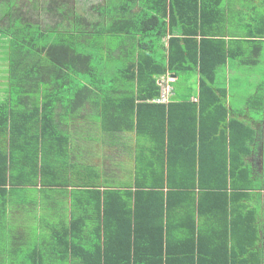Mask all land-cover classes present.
<instances>
[{
  "label": "trees",
  "instance_id": "obj_1",
  "mask_svg": "<svg viewBox=\"0 0 264 264\" xmlns=\"http://www.w3.org/2000/svg\"><path fill=\"white\" fill-rule=\"evenodd\" d=\"M31 1L5 0L0 10L14 95L0 111V136L8 142L0 157V215L28 212L39 202L40 214L65 215L44 229L53 232L50 264L181 262L187 248L200 254L195 217L207 203L217 211L226 205L228 213L240 197L242 211L257 214L250 203L260 198L258 180L246 162L256 134L231 118L218 75L232 62L264 65V4L251 13L254 25L240 30L229 21L232 0H83L81 12L78 0ZM166 73L176 78V91L156 104L157 81ZM177 105L188 119L175 124ZM84 108L101 117L100 133L133 131L146 140L133 156L132 175L122 179L127 183L105 182L96 166L71 163L73 137L88 133L75 126ZM245 109L264 117V72ZM113 114L117 124L107 130L103 118ZM15 141L18 174L9 172ZM23 188L34 190L30 201L14 202L11 192ZM245 235L247 252L257 235ZM224 246L230 250L228 234Z\"/></svg>",
  "mask_w": 264,
  "mask_h": 264
},
{
  "label": "crops",
  "instance_id": "obj_2",
  "mask_svg": "<svg viewBox=\"0 0 264 264\" xmlns=\"http://www.w3.org/2000/svg\"><path fill=\"white\" fill-rule=\"evenodd\" d=\"M261 4H264V0H262ZM245 12V10L241 11V15H244ZM253 19L254 16L250 14L247 19L239 22L238 26L235 25L236 29L243 30L245 27H248L249 24L254 25V23H252ZM261 23L262 20L259 21V26ZM1 29L0 25V111H3L7 105H13V97H11L12 94L10 93L8 83L10 50L9 47H7V40L5 39ZM229 67L226 68L227 71L229 70ZM174 90L176 91L175 88ZM226 90L227 96L225 105L230 109L231 118H235L250 125L256 134V141L251 146V155L246 158V162L256 180H258L255 181L254 184L258 187L256 194L260 198H255L252 203H250V207L255 208L257 214L250 215L243 212L241 209L243 203L241 202L242 198L240 197L235 198L229 204L228 213L224 212L226 205H221L220 209L217 211L211 208L210 203H207L206 205L209 209H203L202 214L199 217H195L196 227L199 230L198 253L200 254L195 256L196 254L193 252L194 249L187 248L185 251L186 257L182 259L181 262L175 261L170 264H195V262L197 264H264V117L258 118L255 115H252L250 111L245 109V106H242L241 108L233 107L231 103H228V89ZM172 97H170L169 100H171ZM191 100L195 102L197 97L192 95ZM181 108L182 106L178 105L171 108L172 112L170 118L175 124L176 122L183 121V119H188L187 113L181 114ZM94 111L95 110L84 108L81 115L75 122V126L88 128V133L81 135L83 132V130H81L80 135L73 137V146H70V158L72 159L71 163L73 166L80 167L81 163L79 161L86 163L87 160L93 156H95V158L105 156L108 163L111 162V160L113 161V165L110 163L111 169L117 167L120 168V170L119 172H113V170L108 172V165L105 161H103L100 165H94L96 168L102 170L100 172L98 169L100 174H102V172L104 176L111 174V177H113V174H119L118 177H115L120 180L126 178V176H131L133 171L131 173H123L121 171V169H123V161L127 162L131 160L130 157H133L136 154L135 150L139 149V152L142 151L139 148V145L143 140L141 141V139L137 138L133 131L122 132L115 138L113 133L110 135L100 133L97 126L99 125L101 117ZM103 124L106 126L107 130H111L113 126L117 124L114 114L107 119L103 118ZM4 139L5 137H3V135L2 137L0 136V157L4 151H8V142H4ZM96 142L99 143V145L96 144ZM16 143L17 141L14 142L15 147L13 149V153L15 155L13 160L15 163H13L11 171H9L13 174H18L23 170L22 166L18 165L16 162L18 159L17 156L20 155L18 154L19 150L16 147ZM4 144L6 145L5 147H3ZM19 144H22V140ZM20 149L23 150L25 154H28V151L33 152L32 148L24 150L20 146ZM82 149L85 150L84 153H88L89 155H84ZM91 149L94 151H90ZM114 152L121 155V159L119 161H114ZM99 153H101V155H99ZM126 154H129L130 157L127 156V158H125ZM77 155L78 157L79 155H82L81 159L77 158ZM110 155L112 156L111 158L109 157ZM67 176L69 177L68 173ZM111 177H108L107 181L113 180ZM14 191V193L11 192V195L13 194L11 198L14 202H17L18 196L30 201L28 199V196H30L29 193L34 190L30 188H23L19 189L18 193L17 190ZM55 201L57 203L60 202L58 200ZM63 202L65 201H62V203ZM67 206L69 207V203H66V205L63 204L65 212L67 211ZM25 211H21V213L16 212V214L10 218L0 215V264H50L48 257L51 254L50 247L52 242L50 236L53 232L44 229L50 225V218L54 223L59 219L65 220L66 216L62 215L60 217H54L50 215L48 217L40 214L39 211L33 212L32 208H30L28 212L27 210ZM69 217L70 216H68V218ZM137 221L139 236L140 238H143L146 234L145 228L142 227L145 222V218L140 217ZM187 222L190 226L189 222H191V220H187ZM173 224H175V222H173ZM171 229L173 230L172 226ZM248 230H251L254 232V235L257 236H255L256 242L254 247L246 252L244 251L243 242L247 240L245 232ZM227 234L231 244V247H228L230 250L224 246V242L227 241ZM243 254H245V257Z\"/></svg>",
  "mask_w": 264,
  "mask_h": 264
},
{
  "label": "rangeland",
  "instance_id": "obj_3",
  "mask_svg": "<svg viewBox=\"0 0 264 264\" xmlns=\"http://www.w3.org/2000/svg\"><path fill=\"white\" fill-rule=\"evenodd\" d=\"M6 1L7 2L9 1V3L12 5L17 4V2L16 3L14 2V0H6ZM78 1L79 2L77 4V9L79 12H81V5L85 1H83V0H78ZM98 1H101V0H91L90 3L93 4V3H96ZM232 1H233V4L230 5L229 7H227V9L229 10L228 11V15L230 17L229 21L232 22V19L234 18L235 22L233 24L237 25V26H238L239 22H242V20L247 19L251 13H253V15H257L263 10V7L261 5L262 0H232ZM4 2H5V0H0V8H2L0 10H5V9H3V7L5 8V5H3ZM31 2H34V0H32ZM245 4L248 8H250V10H248L247 7L242 8L243 7L242 5H245ZM253 6H254V8H252ZM243 10H245L246 12L244 15L243 14L241 15V11H243ZM263 72H264V65H261V64L256 65V66H252V67H247V66L239 65L238 62H232V63H230V67H229L228 71H227V69L220 71V73L218 75V86L219 87H226V89H228V103L229 104L231 103V105L233 107L241 108L242 106L243 107L245 106V99L248 96H250L256 90V87L262 82ZM175 84H174V87H175ZM179 84H180V81H179ZM13 97H14V95H13ZM251 113H252V115L255 114L253 112H251ZM145 142H146V140H143L142 143L140 142V145H139L140 149L142 146H144ZM96 144L99 145V143H97V142H96ZM90 151H94V150L91 149ZM82 152L84 153L85 150L82 149ZM125 152L128 153L127 151H125ZM135 153L137 155H139V153H141V151L139 152V149H138V150H135ZM80 154H81V151H80ZM85 154H88V153H84V155ZM113 154H114V156H113L114 161H119L121 159V155L117 154V152H114ZM82 155H79V157L77 155L76 157L81 159ZM99 155H101V153H99ZM127 156L130 157L129 154H126L125 158H127ZM132 156H133V154H132ZM109 157L111 158L112 156L110 155ZM110 158H109V161H110ZM103 161H105L108 165V169H107L108 172L110 170H113V172H119L120 168H117V167L112 168V169L110 168V163L113 165V161L111 160V162L108 163L105 156H102L101 158H95V156H93L92 158H89L87 160V162L86 161L85 162L89 163V164H93V165H100L101 162L103 163ZM133 166H134V161H133V157H132V162H131V160H129L127 162L123 161V167H122L123 169H121V171L123 173H131L132 169H133L131 167H133ZM95 169H94V171H95ZM99 170H100V172L102 171L101 169H99ZM118 175L119 174H113V177H115V176L118 177ZM108 177H111V174L104 176V174L102 172L103 181H105V180L107 181ZM113 177H111V178L114 179ZM124 183H127V181L126 180L117 181V184H124ZM29 194H30V196H33L34 192L31 191ZM30 196H28L29 200H30ZM41 206H44V205H42V202H39V204L36 208H32L33 212L39 210L41 208Z\"/></svg>",
  "mask_w": 264,
  "mask_h": 264
},
{
  "label": "built area",
  "instance_id": "obj_4",
  "mask_svg": "<svg viewBox=\"0 0 264 264\" xmlns=\"http://www.w3.org/2000/svg\"><path fill=\"white\" fill-rule=\"evenodd\" d=\"M157 83L160 86V94L152 102L165 104L174 94V84L176 83V78L166 73L165 75L159 77Z\"/></svg>",
  "mask_w": 264,
  "mask_h": 264
}]
</instances>
